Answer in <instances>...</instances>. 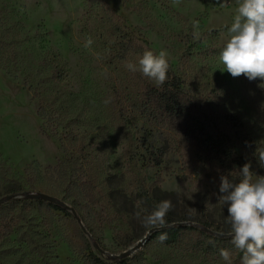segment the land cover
I'll list each match as a JSON object with an SVG mask.
<instances>
[{"label": "rangeland", "instance_id": "obj_1", "mask_svg": "<svg viewBox=\"0 0 264 264\" xmlns=\"http://www.w3.org/2000/svg\"><path fill=\"white\" fill-rule=\"evenodd\" d=\"M103 1L143 52L168 51L170 70L231 136L234 167L251 161L261 175L264 89L218 60L236 0ZM102 16L88 0H0V264H93L90 253L108 264H225L221 249L241 264L217 162L178 118L145 110L154 84L125 68L142 54L118 58ZM145 195L172 201L167 226L136 218L152 210Z\"/></svg>", "mask_w": 264, "mask_h": 264}, {"label": "clouds", "instance_id": "obj_2", "mask_svg": "<svg viewBox=\"0 0 264 264\" xmlns=\"http://www.w3.org/2000/svg\"><path fill=\"white\" fill-rule=\"evenodd\" d=\"M226 27L227 39L219 51V62L233 78L243 75L250 82L259 80L258 87L264 89V0H236L232 22ZM193 28H198V22L193 23ZM193 34L197 35L195 31ZM93 43L89 36L83 46L90 49ZM125 68L140 73L155 87H162L168 79L169 53L166 49L145 50L136 61L126 62ZM246 146L251 145L246 142ZM253 154L260 167H264V145L256 142ZM251 169V161L246 162L239 169L238 182L222 175L217 199L227 207L226 223L230 226L227 235L242 253L241 264H264V175ZM173 208L172 201L165 199L150 212L137 210L135 216L145 228H162L167 226L166 217ZM158 239L163 242L167 234L161 233ZM220 257L225 264H232L228 249H221Z\"/></svg>", "mask_w": 264, "mask_h": 264}, {"label": "trees", "instance_id": "obj_3", "mask_svg": "<svg viewBox=\"0 0 264 264\" xmlns=\"http://www.w3.org/2000/svg\"><path fill=\"white\" fill-rule=\"evenodd\" d=\"M88 5L101 6L102 23L107 25L111 35L118 37L119 49L116 53L118 58L123 59L129 52L143 54L142 47L135 44L132 34L113 19L111 9L103 0H88ZM53 75L60 77L57 72H54ZM146 97L145 110L150 107L149 112L158 111L161 114L178 118L182 123L183 134L195 138L205 148L210 155L209 158L217 162L221 175H227L230 180L238 182L241 178L240 172L234 165L239 164L240 159L233 153L231 136L207 108L183 86L181 79L170 68L168 79L162 87L158 88L147 84ZM149 101L153 103L152 106H147L146 103ZM40 111L42 115L41 108L39 113ZM127 121L131 123L132 120L129 117ZM230 121L238 125V120L233 116ZM255 160L257 171L264 175V167H260L257 158ZM142 201L147 209H153L155 206L147 195L142 197ZM178 228L172 226L162 229L161 233L167 234V239L163 242L170 243ZM89 259L93 264H108L93 253L89 254Z\"/></svg>", "mask_w": 264, "mask_h": 264}, {"label": "water", "instance_id": "obj_4", "mask_svg": "<svg viewBox=\"0 0 264 264\" xmlns=\"http://www.w3.org/2000/svg\"><path fill=\"white\" fill-rule=\"evenodd\" d=\"M31 197L33 198H42V199H48V200H53V197L46 195V194H38V195H34V194H30ZM2 202V199H0V203ZM160 228H154V230H158ZM150 234V231L136 244L135 247H139L141 246V244L146 241L148 239V236ZM227 237H229L227 234H225ZM134 247V248H135ZM134 248H131V250H133ZM130 251L126 252V254H128Z\"/></svg>", "mask_w": 264, "mask_h": 264}]
</instances>
